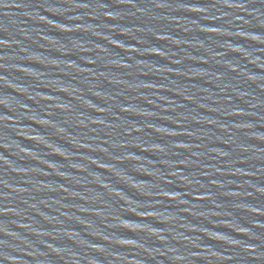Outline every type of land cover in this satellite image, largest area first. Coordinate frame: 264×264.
<instances>
[{
  "label": "water",
  "instance_id": "obj_1",
  "mask_svg": "<svg viewBox=\"0 0 264 264\" xmlns=\"http://www.w3.org/2000/svg\"><path fill=\"white\" fill-rule=\"evenodd\" d=\"M0 264H264V0H0Z\"/></svg>",
  "mask_w": 264,
  "mask_h": 264
}]
</instances>
